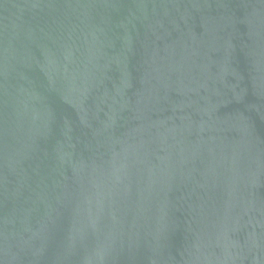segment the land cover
Masks as SVG:
<instances>
[{
    "label": "water",
    "instance_id": "1",
    "mask_svg": "<svg viewBox=\"0 0 264 264\" xmlns=\"http://www.w3.org/2000/svg\"><path fill=\"white\" fill-rule=\"evenodd\" d=\"M0 264H264V0H0Z\"/></svg>",
    "mask_w": 264,
    "mask_h": 264
}]
</instances>
